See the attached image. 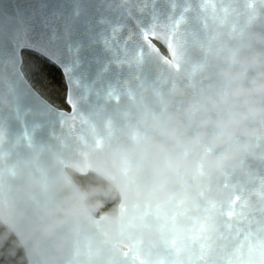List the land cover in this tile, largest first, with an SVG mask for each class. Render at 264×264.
<instances>
[{
	"label": "water",
	"instance_id": "95a60500",
	"mask_svg": "<svg viewBox=\"0 0 264 264\" xmlns=\"http://www.w3.org/2000/svg\"><path fill=\"white\" fill-rule=\"evenodd\" d=\"M0 224L27 264H264V0H0Z\"/></svg>",
	"mask_w": 264,
	"mask_h": 264
},
{
	"label": "trees",
	"instance_id": "16d2710c",
	"mask_svg": "<svg viewBox=\"0 0 264 264\" xmlns=\"http://www.w3.org/2000/svg\"><path fill=\"white\" fill-rule=\"evenodd\" d=\"M160 50H164L159 46ZM21 72L34 90L47 102L67 109L66 87L59 69L40 55L23 51ZM85 197V205L94 216H115L119 203L117 192L93 173L79 176L70 172ZM0 264H27L20 244L13 234L0 224Z\"/></svg>",
	"mask_w": 264,
	"mask_h": 264
},
{
	"label": "snow or ice",
	"instance_id": "6c2138e0",
	"mask_svg": "<svg viewBox=\"0 0 264 264\" xmlns=\"http://www.w3.org/2000/svg\"><path fill=\"white\" fill-rule=\"evenodd\" d=\"M146 39H147V37H146Z\"/></svg>",
	"mask_w": 264,
	"mask_h": 264
}]
</instances>
